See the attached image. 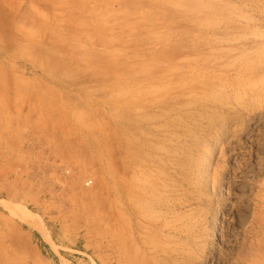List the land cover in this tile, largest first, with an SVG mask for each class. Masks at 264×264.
I'll return each mask as SVG.
<instances>
[{"label":"rangeland","instance_id":"rangeland-1","mask_svg":"<svg viewBox=\"0 0 264 264\" xmlns=\"http://www.w3.org/2000/svg\"><path fill=\"white\" fill-rule=\"evenodd\" d=\"M134 73L161 78L155 86L196 87L189 103L214 102L237 126L215 140L192 131L207 118L184 117L197 167L176 171L164 159L158 168L167 190L190 202L169 213L155 203L132 219L131 234L115 187L121 80ZM149 114L130 115L129 133ZM106 188L115 193L101 221L92 205ZM7 261L264 264V0H0V264Z\"/></svg>","mask_w":264,"mask_h":264},{"label":"bare ground","instance_id":"bare-ground-1","mask_svg":"<svg viewBox=\"0 0 264 264\" xmlns=\"http://www.w3.org/2000/svg\"><path fill=\"white\" fill-rule=\"evenodd\" d=\"M208 73L213 74L212 71H208ZM136 74L134 73L130 77L121 80V124L123 129L119 137L118 165L120 173H117L119 177L115 187L117 189L118 210L122 213L124 221L129 222V225L126 222L125 225L128 226L129 230L127 231H130L131 234L134 232L132 219L139 215L144 216L145 211H148V207L155 206V203L158 209L168 212L184 208L190 202L188 199H183L182 196L178 197L180 194L179 188H168L169 190H167V185L164 182L166 177L158 168V165L164 159H167L176 171L177 167H182V164L189 169L197 167V164H194L196 158L189 151L192 146L194 147L197 144V141L194 137L191 138L192 136H188L190 139L187 140V134L185 133L187 127L184 125L181 127L184 117L191 113L193 118L194 116L207 118L206 125H196L192 131H207L208 134L204 137L209 135L215 140L220 135L223 137L231 136V130H234L237 126V123L232 122L234 118L231 117V113L226 116L223 110L213 101L208 106L206 103L202 105L200 110H197L196 105L199 102L189 103L190 98L195 97L196 87L185 85L155 86L152 84L159 83L161 78L152 74L141 73L142 79L138 80ZM140 85L148 87L146 88L148 91L141 93L136 87ZM149 88H154L155 91L147 97V94L150 93ZM193 105H196L195 111H192L194 110L192 109ZM150 111H152V114L144 118L145 122L142 123L139 120L137 122V126L144 127V129L139 133H136V131L129 133L128 128H130L131 122L128 121V117L134 115V113L136 115L137 113L143 114ZM34 135L38 136L37 133H33ZM129 144L131 145L129 146ZM159 146L161 148L156 149ZM158 151L162 152V156L156 159L153 155ZM115 188L112 190L106 188L101 202L92 205L96 212L102 210L97 213L101 221H105L106 217L109 216L104 213L105 200L115 193ZM165 227L167 225L163 223L156 230L162 231ZM44 237L46 240L51 241L49 235L44 234ZM8 257L7 259L5 257V259L8 260Z\"/></svg>","mask_w":264,"mask_h":264},{"label":"built area","instance_id":"built-area-1","mask_svg":"<svg viewBox=\"0 0 264 264\" xmlns=\"http://www.w3.org/2000/svg\"><path fill=\"white\" fill-rule=\"evenodd\" d=\"M85 184H86V185L90 184V181H87Z\"/></svg>","mask_w":264,"mask_h":264}]
</instances>
